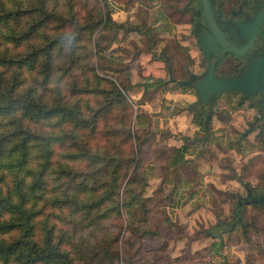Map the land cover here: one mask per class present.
<instances>
[{
  "label": "trees",
  "instance_id": "1",
  "mask_svg": "<svg viewBox=\"0 0 264 264\" xmlns=\"http://www.w3.org/2000/svg\"><path fill=\"white\" fill-rule=\"evenodd\" d=\"M122 1L128 5L133 2ZM64 5L63 14L57 9V0H0V264H93L73 255L64 226L88 230L99 226L109 214L118 213V199L111 196L117 188L118 175L131 168L127 186L145 181L144 165L154 177H161L162 190L166 188L164 178L176 165L198 185V163L184 159L185 146L165 145L172 134L151 127L152 121L144 129L136 126L149 120L140 104L151 101L170 78L173 68L183 64L184 58L180 61L171 56L182 51L181 45L167 38L161 40L164 44L157 51L152 46L153 41L160 40L158 33L146 22L119 23L113 20L110 10L105 16L97 8L88 18L93 21L81 24L72 1L64 0ZM163 5L173 21L180 20L177 8L167 1ZM62 21L67 26H61ZM124 24L129 29L122 33L123 38L130 32L139 36V42L131 41V45L136 47L141 61L138 73L142 81L107 80L96 73L90 61L103 58L118 62L106 52L115 50L111 47ZM108 29L112 30L110 36L106 35ZM81 33L88 38L96 33L106 43L96 50L91 44L89 53L77 55L76 43L81 40ZM82 65L86 66L82 87L73 81L70 84L73 97L68 99L59 87L60 76L71 75L68 72L73 71V66ZM147 72L156 75V79L144 78ZM105 82L108 86H103ZM78 93L99 96L98 106H90L88 101L81 103L76 98ZM138 94L141 97L136 101L133 96ZM194 106H188L194 113L193 122L205 130L204 116L194 111ZM132 107L136 110V122L131 129L124 112L126 109L131 112ZM115 109L121 113L122 144L119 152L103 155L101 150H91L78 131L96 130L99 121ZM54 144L67 150L55 152ZM76 162L83 165L79 167ZM250 166L247 164L245 170ZM232 174V182L243 184L233 171ZM175 189V185L169 188L172 199ZM253 193L248 190L247 196L241 197L238 192H230L229 196L237 199L233 220L229 222L217 213L214 226L198 234L217 238L218 247L221 233L240 224L247 238L244 210L247 206H264V202L250 201Z\"/></svg>",
  "mask_w": 264,
  "mask_h": 264
},
{
  "label": "rangeland",
  "instance_id": "2",
  "mask_svg": "<svg viewBox=\"0 0 264 264\" xmlns=\"http://www.w3.org/2000/svg\"><path fill=\"white\" fill-rule=\"evenodd\" d=\"M57 1V9L63 14L66 13L64 0ZM70 1L75 6L77 20L81 24L85 21L92 22L93 20L88 18L91 14L94 15L97 8L105 16L111 12H109L108 0ZM137 14L140 15L139 12ZM95 17L93 16V19ZM126 24L116 37L115 45H113L115 50L110 54L106 52V55H110L118 62H107L103 58L99 60L90 58V61L94 63L96 73L107 80L120 83L128 82V80L142 81L140 72L138 73V68L142 67L139 64L141 61L138 59L136 47L131 45V41L138 43L139 37L135 33H130L129 38L122 39V33L128 32L129 29ZM62 25L66 24L62 21ZM69 30H72V27H69ZM111 31L108 29L106 35L110 36ZM175 31L172 39L181 45L182 51L171 56L180 61L184 58L186 62L184 65L181 64L180 70L170 74V79L181 77L180 80H187L186 69H189L188 73H202L204 60L189 30L180 24ZM80 37H82L81 40L76 44L79 46L77 55L81 56L89 53L91 44L93 50H96L98 45L102 46L106 43V39L96 36V33L90 38L84 37L81 33ZM153 42L152 47L157 51L164 44L161 40ZM106 55L104 56L107 57ZM79 63L84 64V61L80 60ZM85 67V65L80 68L73 66V71L68 72L71 75L60 76L59 87L68 99L73 97L70 93V84L73 81L82 87V80L86 75L84 74ZM156 77L147 72L144 78L156 79ZM103 86H108V84L105 82ZM190 90L195 91L194 88ZM164 94V89L160 90L158 96L155 95L156 100L143 108L149 120L146 119L141 124L137 123V127L144 129L150 125L149 121H152L151 127L154 126L156 129L163 130L171 127L169 121L160 119L158 115L159 99ZM230 94L240 99L234 93L227 95ZM76 98L81 103L88 101L90 106L94 107L98 106L96 101L100 100L99 96L83 93H78ZM218 102V104L223 103L221 100ZM211 106H207L205 110L209 112L210 109L212 110ZM235 106L228 113H222L219 108H216L213 115L211 113L212 121H209L205 130L198 126H195L198 130L194 128L192 122L194 113L189 109L186 118L177 120L179 125H183V129H193L191 136H189L191 130L187 131L186 136H181L179 133L176 136L186 143L189 142L187 139L192 140L194 137V142L189 148L196 153V159L200 165L202 163L204 165L202 183L193 185L184 191L178 199L177 206H175V197L172 199L169 196L170 187L162 190L158 180L151 177V170L145 169L146 165L143 166L145 172H142L147 174L142 175L145 181L133 186H127L133 168L127 173H120L117 177V188L111 196V199H118V213L109 214L99 222V226L88 230L77 229L75 226H64L71 239L69 246L72 247L70 249L73 255L82 261L89 259L93 264H264V206H247L244 210V219L248 222L247 238L243 236V226L240 224L221 233L222 242L218 247H216L219 241L217 238L198 234L214 226L217 213L229 222L233 220L232 211L237 199L231 198L230 192H238L241 197L247 196L248 190H252L256 197L264 192V129H261L264 124L263 120L253 122L254 114L248 103L245 102L239 106L235 104ZM179 109L180 107H175L164 113L174 114ZM120 115V111L115 109L99 121L96 130L78 131L91 150H101L104 152L103 155L119 152L118 148L122 144L119 128ZM124 115L132 129L136 122L135 108L132 107L131 112L126 109ZM251 122L254 123V129L250 131L249 123ZM211 137L215 139L209 142ZM122 147L125 150L129 149L127 145H122ZM53 149L58 153L67 150L59 144H54ZM149 153L147 151L148 155ZM75 164L79 167L83 165L82 162ZM247 164H251L249 170H245ZM232 171L246 187L238 182H232ZM103 177L108 179L105 174Z\"/></svg>",
  "mask_w": 264,
  "mask_h": 264
},
{
  "label": "flooded vegetation",
  "instance_id": "3",
  "mask_svg": "<svg viewBox=\"0 0 264 264\" xmlns=\"http://www.w3.org/2000/svg\"><path fill=\"white\" fill-rule=\"evenodd\" d=\"M174 1L181 4L189 33L204 60V70L195 74L188 73L189 69H186L187 80L172 79L173 85L192 88L209 67L216 78L235 79L242 78L249 69L255 67V75L250 80L254 82L257 76L260 84L264 85V0H208L212 25L202 13L201 0ZM224 42L238 52L227 51ZM228 93L240 97H236L238 105L248 103L254 114L253 122L264 119V96L261 93L246 95L238 91H223L211 96L207 103H200L198 94L194 91L197 101L191 105H196L194 111L202 113L205 119L210 111L216 109L218 100ZM209 105H212V110L207 112L205 109ZM253 124L249 123L252 130ZM207 125L204 124V127L207 128Z\"/></svg>",
  "mask_w": 264,
  "mask_h": 264
},
{
  "label": "crops",
  "instance_id": "4",
  "mask_svg": "<svg viewBox=\"0 0 264 264\" xmlns=\"http://www.w3.org/2000/svg\"><path fill=\"white\" fill-rule=\"evenodd\" d=\"M109 1V9L111 11V17L113 20L116 22L122 23L126 22L129 20L131 23H139L140 21L146 22L148 25L152 26L155 31L158 33V38L160 40H165L167 38H173L174 37V32L175 28L180 26V24H183L187 29L188 25L186 23L185 16L183 14V10L181 8V4L177 1H168V0H133L132 4L128 5L126 1L122 0H108ZM167 1L171 6H174V8H177V15L178 18H180L179 21H173L168 14L164 10V5L163 3ZM181 10V11H180ZM137 12L140 13V15L137 14ZM130 15V16H129ZM119 18V19H117ZM123 18L122 20H120ZM120 33V32H119ZM130 33H135V32H130ZM129 33V34H130ZM129 34L127 36H121L122 39L129 38ZM137 36L138 34L135 33ZM119 35V34H118ZM117 35V36H118ZM139 37V36H138ZM115 45V44H113ZM112 45L111 48H114ZM117 46V45H116ZM186 60H183L184 65ZM178 65L175 66L172 70V72H176L177 70H180V66ZM181 78V77H180ZM180 78H176V81H180ZM168 78L166 80V83L163 87H161L158 92L162 89H164L165 94L163 96H160V103H159V110H158V115H160V119L166 121H169L171 124V127H167L165 129H158L161 131H169L172 136L169 137L164 144L167 146L175 147V148H182L185 146L186 148L184 149L183 157L185 160H195L198 163L197 166V172H198V185L202 183V168H203V163L200 165V162L196 159V153L192 149L189 148L190 144H192L194 141V137L191 139H187L189 141L188 143L181 141L176 135L179 133L181 136H186L187 131L191 130V134L194 132L193 129H183V125H179L178 121L181 118H186V116L189 114L188 106L195 103L197 101V97L195 96L194 92H192L189 87H180L173 85L172 79ZM166 86H169L168 88H165ZM158 92L155 94L158 96ZM154 97L151 101H144L140 106L142 108H145V106H149L150 103H152L154 100H156L157 97ZM141 97V94H138L136 96H133V99L138 101ZM219 100H221L223 103L216 105V108L220 109L222 113H228L230 112L233 108H235V101H236V96L234 95H225L222 96ZM165 104V106L163 105ZM239 106V105H238ZM137 106H135L136 108ZM175 107H180L179 110H177L176 113L174 114H165L164 111H170L171 109ZM227 110V111H226ZM216 111L212 110L211 113ZM178 112H180L178 114ZM151 114V113H150ZM169 115H171L170 118ZM193 116V115H192ZM223 116V115H222ZM162 117V118H161ZM210 116V120H211ZM154 122V121H153ZM193 122V119H192ZM194 128L198 130L195 126H198L196 123H194ZM185 126V125H184ZM186 127V126H185ZM155 128V127H154ZM190 128V127H189ZM198 128H200L198 126ZM156 129V128H155ZM205 133V131H204ZM215 138L211 137V140L209 142L213 141ZM153 179L158 180V182H161V177H154L153 175L151 176ZM164 183L165 187H172L176 186L175 189V206L178 205V199L184 194V191L188 190V188L192 187L193 181L189 179L187 174L185 173V170L181 168L180 166H175L171 168V171L167 174V176L164 178Z\"/></svg>",
  "mask_w": 264,
  "mask_h": 264
},
{
  "label": "water",
  "instance_id": "5",
  "mask_svg": "<svg viewBox=\"0 0 264 264\" xmlns=\"http://www.w3.org/2000/svg\"><path fill=\"white\" fill-rule=\"evenodd\" d=\"M202 1V13L204 17L212 25L213 20L211 18V10L208 0ZM224 47L229 52H238L237 49L230 46L226 42L223 43ZM255 75V67L247 71L242 78H216L209 67L205 75L199 79L193 86L195 92L198 94V98L201 102L207 103L209 98L214 95H218L223 91H238L243 94H255L261 93L264 96V85H261L258 77L256 76L254 82H251V78ZM260 84V85H259ZM213 98V97H212ZM211 98V99H212ZM262 103H264V98ZM211 111L206 115L204 124L207 125L210 120ZM250 192V191H249ZM251 202H264V193L261 196H254L250 199Z\"/></svg>",
  "mask_w": 264,
  "mask_h": 264
}]
</instances>
